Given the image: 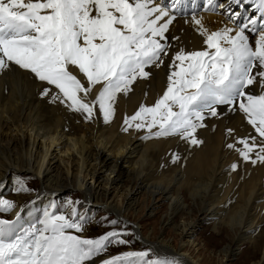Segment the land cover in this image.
Masks as SVG:
<instances>
[{
    "label": "snow or ice",
    "instance_id": "6c2138e0",
    "mask_svg": "<svg viewBox=\"0 0 264 264\" xmlns=\"http://www.w3.org/2000/svg\"><path fill=\"white\" fill-rule=\"evenodd\" d=\"M246 3L206 0V10L223 9L237 22L235 28L216 31L197 18L194 3L191 20L206 47H181L170 56L166 33L184 0H0V73L27 72L46 85L41 95L51 96L52 102L85 113V119L98 109L109 122L118 95H127L138 79L149 78L150 66H164L167 57L166 88L153 104L142 103L125 116L124 130L147 129L145 139L179 136L200 145L198 129L205 127V117H216L219 106H229V111L243 114L255 134L227 147L244 161L264 164V0H254L256 12L247 17L242 11H228L233 5L247 11ZM97 86L99 92L89 100ZM231 167L235 170L238 164ZM17 191L28 189L20 182ZM73 203L68 202L67 215L53 203L34 222L22 224L20 212L15 219L0 218V264H97L110 246L129 243L123 230L83 236L88 217ZM15 208L14 201L0 199V212ZM150 256L151 250L125 251L99 264H180Z\"/></svg>",
    "mask_w": 264,
    "mask_h": 264
},
{
    "label": "bare ground",
    "instance_id": "6f19581e",
    "mask_svg": "<svg viewBox=\"0 0 264 264\" xmlns=\"http://www.w3.org/2000/svg\"><path fill=\"white\" fill-rule=\"evenodd\" d=\"M168 1L158 0L161 4H170ZM194 1L184 0L186 7L173 13L176 19L166 33L172 46L170 56L181 47H206L191 20ZM204 3L200 0L195 15L203 18L209 31L236 27L224 21L226 13L222 9L206 10ZM234 7L228 11H242L244 17L256 12L254 1L245 4L247 11ZM168 64L170 60L165 57L164 66H150L149 78L138 79L127 95H118L115 115L109 122L98 109L91 119H85V113L72 111L59 101L52 102L51 96L41 95L46 85L27 72L0 73V192L11 189L14 172L31 173L36 178L29 187L36 190L27 197L5 196L16 204L7 219H15L20 212L22 224L34 222L52 196L76 190L84 206L128 223L135 242L134 248L125 251L151 250L161 257L179 260L180 264H205L195 260L187 245H177L175 238L174 243L167 237L173 230L191 237L197 225L211 219L214 234L229 235L226 245L219 249L227 260L246 241L255 250L248 256L252 258L250 264H264V230L262 235L258 231L264 224V164L244 161L237 151L227 147L241 137L255 134L243 114L221 106L218 116H206L205 127L198 129V139L203 141L200 145L179 136L145 139L147 129L124 130L125 116L134 114L142 103L150 106L162 94ZM73 71L83 79L82 74ZM98 92L99 86L90 93L89 100ZM229 128L233 129L231 136ZM54 149L68 155V159L56 158ZM174 156L179 159L174 160ZM233 163L238 164L235 170ZM88 175L92 181H88ZM100 177L103 185L99 186L96 182ZM111 185L122 188L120 200L115 199L114 191L110 193ZM141 192L147 196L143 202L136 200ZM26 200H30L28 204ZM193 214L196 222L191 220ZM93 226L82 235L88 237ZM257 250L260 253L254 260ZM108 255L112 254L98 257L97 264Z\"/></svg>",
    "mask_w": 264,
    "mask_h": 264
},
{
    "label": "rangeland",
    "instance_id": "374dc122",
    "mask_svg": "<svg viewBox=\"0 0 264 264\" xmlns=\"http://www.w3.org/2000/svg\"><path fill=\"white\" fill-rule=\"evenodd\" d=\"M197 7L200 4V0L198 2L194 1ZM234 8L237 9L235 6ZM232 10V9H231ZM227 14L223 16L224 21L227 22V24L233 25L231 21L227 20ZM230 25V26H231ZM221 107V106H219ZM83 125H85L83 123ZM56 155V158H63L64 160L68 159V155L63 154L58 152V150L54 149L53 151ZM70 155V154H69ZM71 159V156L69 157ZM69 159V161H70ZM72 166V171L75 169V162L72 160L71 162ZM59 169L62 170V166H59ZM74 172V171H73ZM90 175L87 176L88 181H92L89 178ZM36 178L31 174V173H25V172H14V178L12 179V187L10 190L7 192H0V199H6V195L11 194V195H18V194H23V195H30L33 191L36 190V188H30V185L35 183ZM102 177L99 178V181L96 182L98 183L99 186L103 185ZM23 182L24 185H26L28 191H17V188L19 187V183ZM94 182V181H93ZM16 185V186H15ZM108 187V186H107ZM109 191L111 194H113L114 191V196L116 200L121 199V193H122V188L119 187V189H114L111 186L108 187ZM32 191V192H31ZM120 195V196H119ZM144 198L147 199L146 194H143L141 192L136 196V200L139 202H143ZM9 200V199H8ZM51 201L47 204L46 207L49 205L55 203L59 210L63 212L64 214H68L70 211L69 208V201H73V207H75L78 211V213L85 215L88 217V223L85 225V229L88 230L91 228V224H94L92 230L88 232L89 236L88 238L92 237H97L101 234H104L108 231L112 230H123L128 233V235L124 236L123 238L128 240L129 243L125 245H113L110 246L108 249V252L111 254H119L121 252H125V249L127 248H134V242H135V237L133 233L130 231L128 223L126 222H121L114 217L110 213H103L100 209H96L90 206H84L81 203L80 196L76 190H68L67 192L61 193L58 196H52L50 199ZM30 200H26V203L28 204ZM78 202V203H75ZM165 208L161 209V213L163 214V211ZM10 212L4 213L0 212V216L7 219L9 218ZM159 215V214H157ZM116 220L118 221L117 224L112 225L110 221ZM182 221L183 219H178V221ZM191 220L197 221V217L193 216L191 217ZM212 220H204L201 224L197 225L195 228V233L192 234L191 237H188V235L181 234L179 230H173L171 234L167 237L170 241L173 240V238L176 239V244L177 245H187L186 247L188 248L189 252H191V255L195 258V260H201L204 261L205 264H250L252 258L250 259L248 256L252 254V252H255L254 249L249 247V244L246 241H243V243L236 248V252L234 253V256L230 257L229 260L226 259L225 256L221 252H219V249H221L224 245H226V241H228V234H225L223 232H220L219 234H214L212 230V225L213 223L211 222ZM96 223V224H95ZM160 224L157 225L159 228ZM90 227V228H89ZM149 227V225L145 226L144 230H146ZM260 228V229H259ZM258 228L259 233L264 230V224ZM199 231H202V234H199ZM84 233V232H83ZM82 233V234H83ZM230 234V233H229ZM175 235V236H174ZM264 237V236H263ZM173 240V242L175 241ZM264 239V238H262ZM175 243V242H174ZM199 250V251H198ZM140 251H145V250H140ZM259 250L256 252V256L254 260H256L259 256ZM150 258H164L161 257L160 255L155 254L154 252L151 251V256ZM168 259V258H167Z\"/></svg>",
    "mask_w": 264,
    "mask_h": 264
}]
</instances>
